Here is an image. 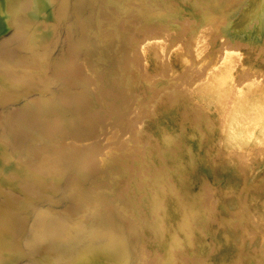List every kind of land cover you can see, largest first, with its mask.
I'll return each instance as SVG.
<instances>
[{
  "label": "bare ground",
  "instance_id": "1",
  "mask_svg": "<svg viewBox=\"0 0 264 264\" xmlns=\"http://www.w3.org/2000/svg\"><path fill=\"white\" fill-rule=\"evenodd\" d=\"M176 1L0 0V264H264L259 222L252 237L231 213L264 176V69L241 22L223 46L215 34L247 11L190 0L180 39ZM184 63L220 139L189 164L177 162L195 115L176 100ZM246 147L261 159L243 164ZM209 183L216 221L195 216Z\"/></svg>",
  "mask_w": 264,
  "mask_h": 264
},
{
  "label": "rangeland",
  "instance_id": "2",
  "mask_svg": "<svg viewBox=\"0 0 264 264\" xmlns=\"http://www.w3.org/2000/svg\"><path fill=\"white\" fill-rule=\"evenodd\" d=\"M190 0H185V1H181V0H177L176 1V15H175V19L177 21V26H178V30H176V35L177 37H179L180 39L183 37L182 36V31H186L189 30L191 28V26L193 25V20H194V15L189 12L187 10V8L185 7V3L190 5L189 2ZM199 0H195V3H197ZM241 0L239 3V8L240 9H245L247 11V13H245V17L243 19V17L241 18V21H239L240 17L235 16L232 17L231 19L228 20L227 23L223 24L219 30L216 31V35H220V37H223L222 40H224L222 43H220L222 46L225 44L226 38H228L229 36V31L234 25L235 22H241V26L243 30L242 33L244 34L245 37V42H247V46L249 48V51L252 52L255 56H257V60L255 61V64H257V67L259 69H264V19L262 17H264V12H263V8H264V0ZM260 4H259V2ZM94 2V1H93ZM92 2V3H93ZM201 2V1H200ZM251 2V3H250ZM256 2V4H255ZM254 4L255 6H252L253 8H250L251 5L250 4ZM252 4V5H253ZM194 5V4H192ZM257 5V6H256ZM260 5V6H259ZM249 6V7H248ZM259 6V7H258ZM262 6V7H261ZM238 8V9H239ZM250 8V10H249ZM255 8V9H254ZM260 10H259V9ZM257 9V10H256ZM244 10V11H245ZM255 12L253 13V11ZM245 11V12H246ZM248 11L250 14H248ZM236 13V11H235ZM253 16V17H248V16ZM238 18V20H236ZM253 18V19H252ZM246 19V20H245ZM250 21H249V20ZM243 20V21H242ZM260 20L261 22L259 23L258 21ZM249 21V23H248ZM253 21H257L258 25H254L251 26V23ZM243 22L245 23L244 26H242ZM236 24V23H235ZM128 31H126L127 33ZM181 32V34H180ZM224 34H226V36H224ZM221 45L217 46L216 50L213 52V54H210V52L206 53L204 55V57H201L199 59L200 64H202L203 67H207L209 65H211L214 61V59L217 56L218 53V47H221ZM232 46H235L236 44H231ZM126 48H128V46H126ZM134 47L131 46L128 50L129 54H132L135 56V52H131L133 51ZM258 53V54H257ZM261 59V60H260ZM260 60V61H259ZM209 63V64H208ZM208 64V65H206ZM188 65L189 67V63H184L183 65H179L177 66V70L174 73V84L176 85V90H177V95H176V100L177 103L180 105V103L183 101L184 103V99L187 101H189L190 106H188V104H185L183 113L186 115V113L188 112V110H193L194 114L192 119V132L190 133V136L187 137L186 133L187 131L184 130L183 127H179L178 129V139H177V162L178 163H182L184 162V164H189L188 162H186V155H191L188 156V158H198V156L195 154L194 151H198L201 150L202 148L206 147V149L209 148V144L212 141L215 140H220L218 138L215 137V127L213 125V121L211 120V118L208 117L206 111H203V109L201 108L202 106L199 105L201 104L199 101L195 100L194 95L191 93V86L194 85L193 83V79H191L190 77H187L186 75V70H184L186 68V66ZM165 72H163V75H158L160 78H164ZM186 75V76H185ZM198 103V105L196 106V104ZM198 107H200V109H198ZM183 108V106L181 107ZM200 110V112L198 113V111ZM223 116L225 117V115H222L221 117L223 118ZM221 118V119H222ZM187 138H186V137ZM197 142V146H193L194 142ZM261 146V145H259ZM242 151H246L245 153H239L238 154V159L241 160V162L244 164V162L248 161V160H257V159H261L258 156H255L253 154H251V152H248L249 149L248 147L244 148V149H240ZM236 151L240 152L239 149H236ZM188 153V154H187ZM181 157H179V155H181ZM201 158V157H200ZM257 164V162L255 163ZM244 166V165H243ZM187 170V169H185ZM180 172V176L183 177V174H189V171L185 172ZM193 172V171H191ZM194 175V174H193ZM264 175V174H263ZM182 180V179H180ZM183 181V180H182ZM180 181V182H182ZM208 186V184H207ZM250 186H252L251 189V193H250V197L251 200H249L248 196L246 197V194L242 196V200L244 203L247 204V207L243 210H241L239 213L237 212H231L233 214L236 215V218L234 219V222H241L240 225L243 224V222H252V225L250 227L247 228V230L249 231V233L251 232V236L252 237H256L257 238V226L254 227L253 226V222H259V225L262 227L261 229L264 230V176L260 177L256 180H253L251 182V184H249L248 186V190L250 189ZM206 187V185H205ZM213 187V186H212ZM208 193H206V197L207 194H212L213 189H211L210 187V183L208 186ZM209 194V200L208 203H206L204 201V203L202 204V199L203 196L200 197V203L197 205L198 206V211H196V215H201L202 214H206L207 216H211V218L213 219V221H216L217 219V211L215 210V212H213V207L216 206V198H219V194H217V196L214 195V197L212 195ZM221 196V194H220ZM261 198L258 199V198ZM254 198V202L253 199ZM218 206V205H217ZM202 208H205L207 211L202 210ZM217 208V207H216ZM249 209V210H248ZM194 222H201L200 219H196ZM262 236L264 239V231L262 232ZM255 248L258 247L257 245L254 246ZM262 253H259L258 256V260L262 261L264 263V248L261 249Z\"/></svg>",
  "mask_w": 264,
  "mask_h": 264
}]
</instances>
